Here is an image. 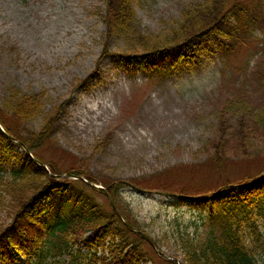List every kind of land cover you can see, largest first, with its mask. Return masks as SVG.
Wrapping results in <instances>:
<instances>
[{
  "label": "rangeland",
  "instance_id": "rangeland-1",
  "mask_svg": "<svg viewBox=\"0 0 264 264\" xmlns=\"http://www.w3.org/2000/svg\"><path fill=\"white\" fill-rule=\"evenodd\" d=\"M199 1L135 0L142 32L169 36L184 9ZM243 3L250 6L248 0ZM260 11L264 16V1ZM105 12L106 0H0V99L10 87L43 92L44 112L60 111L52 135L66 154L52 156L64 172L75 165L97 179V186L124 183V209L146 233L157 238L167 233L170 239L178 219L186 223L198 210L186 200L136 189L131 181L154 176L201 187L218 181L215 169L206 165L215 152L210 142L223 127L228 135L241 130L248 120L245 111L264 117V85L257 74L263 68L264 17L244 30L231 52H222L210 35L209 48L197 46L196 66L182 58L161 72L141 54L125 53L120 36L109 39ZM102 101L107 108H89ZM41 123L34 119L26 126L38 130ZM254 141L251 157L231 160L234 181L264 167V139ZM91 197L108 203L102 194ZM6 211L0 209V229L10 223ZM162 242L157 254L144 243L149 264L157 263L160 253L185 264L172 238Z\"/></svg>",
  "mask_w": 264,
  "mask_h": 264
},
{
  "label": "trees",
  "instance_id": "trees-1",
  "mask_svg": "<svg viewBox=\"0 0 264 264\" xmlns=\"http://www.w3.org/2000/svg\"><path fill=\"white\" fill-rule=\"evenodd\" d=\"M243 1L196 2L184 9L182 21L169 36L163 37L142 32L135 0H106L104 22L109 39L113 35L122 38L125 53L137 52L153 69L163 72L182 58L196 66L197 46L209 48L206 38L210 35L222 52L234 50L244 30L263 22L264 17L259 16L264 0H248L249 7ZM262 64L257 74L264 85V58ZM44 98L43 92L27 93L10 87L0 99V124L5 129V132L0 129V209L7 210L10 222L0 229V264H16L17 252L26 257L25 264H46L50 256L68 252L86 233H90L84 240L86 243L113 238L109 256L94 259L100 264H147L151 257L144 243L152 242L161 249L162 241L171 238L185 264H264V167L236 181L229 175L231 160L251 157L250 146L258 142L254 140L264 139L262 114L245 111L243 116L248 120L241 124V130L228 135L223 127L220 137L210 142L208 148L215 152L208 154L206 165L219 176L211 186L166 182L155 180L154 176L131 181L133 187L141 190L175 194L177 202L186 200L198 210L186 223L179 218L177 230L169 239L167 233L157 238L136 230L145 232L143 225L131 216V210L124 209L120 192L124 183H103L107 188L104 192L81 180L60 177L68 172L98 182L75 165L64 172V165L52 156L56 152L66 153L55 145L52 135L60 111L44 112ZM240 103L230 102L228 106ZM40 118V129L26 126ZM8 135L22 142L33 157ZM80 187H85L86 192L80 191ZM92 193L104 195L107 205L94 202ZM48 202L52 205L47 211L44 206ZM157 256L155 264H177L175 260Z\"/></svg>",
  "mask_w": 264,
  "mask_h": 264
},
{
  "label": "bare ground",
  "instance_id": "bare-ground-1",
  "mask_svg": "<svg viewBox=\"0 0 264 264\" xmlns=\"http://www.w3.org/2000/svg\"><path fill=\"white\" fill-rule=\"evenodd\" d=\"M81 101H86L85 99H82ZM98 103H96V107L94 106H89V108H92L93 110H96L97 108H99L100 106H103V108H107L106 104L102 102L99 103V105H97ZM99 113H97V117H99Z\"/></svg>",
  "mask_w": 264,
  "mask_h": 264
}]
</instances>
